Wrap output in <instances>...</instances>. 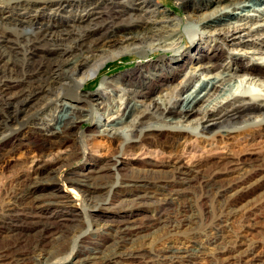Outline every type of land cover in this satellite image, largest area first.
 Wrapping results in <instances>:
<instances>
[{
  "label": "bare ground",
  "instance_id": "6f19581e",
  "mask_svg": "<svg viewBox=\"0 0 264 264\" xmlns=\"http://www.w3.org/2000/svg\"><path fill=\"white\" fill-rule=\"evenodd\" d=\"M179 1L202 11L175 14L156 0H0V168L19 149L31 155L29 174L17 172L16 194L0 203V264H183L198 249L176 245L197 216L182 195L218 197L213 231L225 218L219 198L262 185L264 140H253L264 136V56L249 55L264 53V0ZM128 54L141 65L105 80L98 100L81 91ZM86 118L94 127L85 134ZM91 135L117 146L90 158ZM190 135L246 140L239 150L257 156L207 170L214 153L185 163L146 152L145 166H126L141 141L173 150ZM154 228L164 236L150 244L140 234Z\"/></svg>",
  "mask_w": 264,
  "mask_h": 264
},
{
  "label": "rangeland",
  "instance_id": "374dc122",
  "mask_svg": "<svg viewBox=\"0 0 264 264\" xmlns=\"http://www.w3.org/2000/svg\"><path fill=\"white\" fill-rule=\"evenodd\" d=\"M156 1L158 2L160 8H168L175 14H187V11L200 13L202 11L201 9L196 10L188 5L182 7L179 0ZM186 39L188 45H191V42L193 40L190 34L186 36ZM189 46H185L184 48H189L188 50L191 51L190 53H193L194 55L195 51H192ZM164 53V51L160 50L156 53V56H154L153 60L150 59L149 61V59H147L148 61L145 60L146 62L143 65H145L147 62L157 61ZM169 53L172 54L173 52ZM195 55L197 57L199 56L198 53H195ZM249 56H252L253 58L259 57L264 56V53L256 52L251 53ZM249 61L257 62L258 59H252L251 57H249ZM140 65L141 58L138 55L128 54L123 60L119 61L116 66L107 68L108 70L105 69L97 79L83 85L81 91L84 94L93 95L96 101L99 98L98 95H100L103 91L101 90V87L105 80L116 79L121 75L136 70ZM241 73L243 74V71H241ZM252 87L255 86L252 85ZM192 88H194V85L191 86V89ZM93 127V119L88 120L86 118L81 122L79 130L86 134L88 132H91ZM215 139L219 140L218 137ZM218 140L215 141L214 139H211L208 141L203 137L197 139L196 136L190 135L188 136V138H181V141L176 146H174L173 150H170L168 148L162 150V148L158 146H150L147 141H141L137 147H135L133 150H129L126 166H145V163L148 160L146 158V152L152 153L153 156L158 159H163L173 153L177 157H180L185 163H191L193 159H197L200 157H204L205 155L214 153L209 159V161L211 162H208L205 166L207 170H209V166L211 168L214 163L216 164V161H218L219 165H224L227 162H239V164L234 165V167L246 166L247 162L252 157L257 156L256 154L251 155L247 153L250 150H239V147L241 148V146H243V144L247 142L246 140L243 141L242 139L235 138L229 139L226 143ZM263 140V135L257 136L255 140H253V143L256 142L255 144L259 145L258 142H261ZM236 141H238V143H235ZM87 145V147L91 151L90 158L102 160V156L113 150L117 146V143L100 135H91ZM262 145H264V142L262 143ZM247 147L248 146L246 145L244 148ZM152 149L154 151H152ZM134 151L138 153L134 154ZM140 151H142L143 153H140ZM30 158L31 155L27 152L26 149L22 148L17 150L13 154L11 166H9L8 168H0L1 206H4V204L10 199V197L13 196L15 192H17L19 180V174L17 172L23 170V172H25L23 174H29V171L31 170L29 166ZM78 163L79 161H77L75 164L77 165ZM250 163H253V160H251ZM71 168L72 167L68 165L62 166L57 177L62 179L64 174ZM258 176L261 175H257L256 177L250 179V182H255V180L260 178ZM261 183L262 185L254 190L245 191L234 189L226 193L225 196L219 198L226 203V206H224L225 218L224 221H222L223 226L220 230H208L211 229L213 225L219 222L216 220V215L219 213L220 208L218 197L213 194H211L213 196L201 195L200 192H198L197 194L184 193L182 195V199L192 198L194 200V208H192V211L195 212V214L197 213V216L193 218L192 222H188L180 228V231H182V235H185L187 237L189 236V240L186 241V239L182 238L180 239V242L176 243V245H181V242L187 244L192 243L198 249L196 252V256L193 257L190 261H185L183 264H264V181H262ZM75 188L76 191L79 192L78 187ZM195 219L197 220V222H195ZM209 223L212 225H210ZM214 231L219 232V236L213 242H210V238L215 235L212 234V232ZM146 232H148V234L150 233L152 235L151 237H153L148 241L150 242V244L153 243L152 240L154 238L161 239L162 236H164L163 230H158L157 228L145 230L140 235L147 234ZM208 233H210L209 235L212 234V236L208 237ZM135 237L138 238L137 240L142 239V237L136 235ZM159 246H162V244L157 245V247ZM153 261L154 260H145V262L139 261V263L138 261H134V263L132 262L130 264H169L165 260Z\"/></svg>",
  "mask_w": 264,
  "mask_h": 264
}]
</instances>
